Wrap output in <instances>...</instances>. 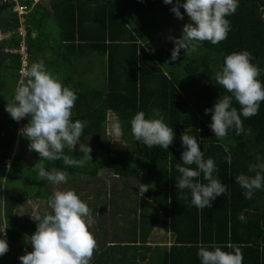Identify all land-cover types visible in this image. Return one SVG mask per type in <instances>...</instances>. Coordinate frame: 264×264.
Returning a JSON list of instances; mask_svg holds the SVG:
<instances>
[{
  "label": "trees",
  "instance_id": "trees-1",
  "mask_svg": "<svg viewBox=\"0 0 264 264\" xmlns=\"http://www.w3.org/2000/svg\"><path fill=\"white\" fill-rule=\"evenodd\" d=\"M146 1L149 7L147 11L152 17L148 19L145 40L142 41L152 44L151 38L177 19L171 11L175 0L173 4H165L163 0ZM19 2L29 8L22 24L30 65L34 60L32 48L42 52L41 36H49V33L40 31L43 22L38 21L39 17L53 16L58 25L56 42L50 45L54 51L58 50L57 62L52 63L53 74L78 96L72 120L88 121L80 143L84 148H91L92 161L89 160L83 167H73L66 165L62 159L41 161L35 151H30L35 155L33 164L22 161L29 151V141L20 134L26 124L23 120L14 121L5 110L7 104L14 102L15 93L9 99L4 95L7 84H16L17 87L22 80L18 71L20 57L10 51L20 42L21 35L17 30L20 21L9 5L0 7V33L3 34L0 38V166L5 167L6 160L10 159L9 167H5L6 177H22L26 173L28 181L37 180L34 174L28 172L37 162L43 163L48 171L56 169L68 174L67 183L54 185L42 180L36 184V192L30 191L26 195L16 191L11 195L6 185L0 195L3 217L12 215L17 204L32 197L43 198L45 213L51 212L48 200L53 193L70 189L88 204L94 220L90 231L98 244L100 239L103 244L110 242L106 235L107 225L110 224L108 221H114L118 230L110 236L116 243L110 242L107 246L119 245L121 249L128 247L126 244L136 246L140 237L145 240V248L151 249L146 242L156 225L174 234L169 250H155L148 256L145 252L138 260L150 262L156 259L159 264H201L199 247L208 246L209 250H214L211 245H216L228 252L239 248L243 253V264H264V190L255 191L252 198L247 199L243 195L245 190L235 180L239 174L254 176L255 171H250V168L264 162V102H261L257 115L241 117L245 129L241 135H236L235 130L230 129L227 138L219 141L205 122L212 115L205 114V109L213 108L217 100L226 94L216 85L214 75L222 68L227 55L249 51L254 57L252 62L264 69V20L263 12L259 11L264 8V0H239L237 11L227 17L231 30L226 40L219 45L204 42L191 54H185L181 49L175 61L171 59L175 47L173 41L181 38L182 31L151 50L136 36L143 29L138 30L135 26L132 29L133 22L130 25L127 22L132 15L115 1ZM183 2L186 0H181ZM155 9L159 12L153 13ZM180 12L183 16L186 14L182 7ZM153 22L158 23L157 28H150ZM34 32L36 34L33 36ZM50 62V59L45 60V67ZM89 64L102 68L104 78L99 87L83 77L90 68ZM67 69L70 71L67 72L68 77L62 76ZM259 79L264 83V71ZM196 82H199V91L195 101L188 88H192ZM233 106L239 111L235 101ZM139 111L145 112L149 119L162 116L164 122L173 128L175 139L167 151L159 147L148 149L134 139L130 121ZM4 114L7 117L1 119ZM110 115L122 125L124 149L111 147V136L108 134ZM29 119L25 117L24 121L28 122ZM185 127L190 128L191 134L197 137L205 159L210 157L215 161L218 171L213 175L227 185L226 193L216 197L212 206L203 210L192 205L190 190H180L176 186L180 174L175 166L178 163L186 166L181 161L185 150L181 134ZM15 145L19 147L13 152ZM225 146L228 152H225ZM64 151L65 155L75 158L83 156L77 146L72 153L68 149ZM229 154L232 158L230 165L225 159ZM199 180L207 183L203 174ZM140 181L148 188L142 195L139 190L142 185H137ZM6 209L11 212L6 213ZM14 217L11 225L7 226L6 237L2 238L12 237L23 242L15 227L23 230L25 221ZM102 246L98 245L90 264L107 263L105 252L110 247Z\"/></svg>",
  "mask_w": 264,
  "mask_h": 264
},
{
  "label": "clouds",
  "instance_id": "clouds-1",
  "mask_svg": "<svg viewBox=\"0 0 264 264\" xmlns=\"http://www.w3.org/2000/svg\"><path fill=\"white\" fill-rule=\"evenodd\" d=\"M163 2L173 4V0ZM181 7L190 22L183 26L181 38L173 41V61L178 59L181 49H184L185 54H191L204 42L219 45L226 40L231 30L227 17L237 11L239 0H186L183 3L175 0L171 11L182 20ZM259 11L264 12V8ZM25 14L21 20L16 14L20 21L18 33L19 28L25 31L22 24ZM253 59L249 51L233 52L225 57L222 68L214 75L216 85L226 94L217 100L213 108L205 109V114L212 113L209 128L219 141L227 138L230 129H234L236 135L244 133L241 117L257 115L261 102H264V83L259 79L264 69L254 64ZM24 76L27 80L20 81L15 89L14 102L7 104L5 110L17 122L25 117L30 118L20 130L21 135L29 141V151L38 153L41 161L62 159L66 165L73 167H83L89 160L92 161L91 148H84L80 143L88 121L72 120L73 108L78 99L76 92L65 86L58 76L47 71L43 60L27 68ZM234 101L239 105V111L233 106ZM156 115L160 116L159 112ZM130 125L134 139L148 149L159 147L167 151L174 142L173 128L164 122L162 116L149 119L145 112L139 111L132 117ZM108 134L113 137L112 141L120 142L122 125L119 122L112 123ZM181 141L185 148L181 161L186 166L176 164L180 174L176 186L180 190H190L191 203L196 208L203 210L211 207L216 197L226 193L227 185L213 175L218 171L216 163L210 157L205 159V153L190 129L181 134ZM77 145L83 153L81 158L65 155V149L72 153ZM224 150L229 151L226 146ZM225 159L229 165L232 163L230 154ZM7 160L6 168L10 163ZM32 170L37 173L38 181L44 180L54 185L67 183L66 172L56 169L48 171L43 163H36ZM253 170L254 176L239 174L235 177L236 183L245 190L243 195L247 199H251L255 191L264 190V162L254 164L250 168V171ZM201 174L207 183L200 182ZM139 190L142 195L148 188L142 185ZM48 204L51 212H46L42 217L32 215V219L37 222L36 231L29 238L32 251L19 257L21 264H90L98 243L90 231L94 220L88 204L70 189L55 191ZM7 224L8 221L5 227H0V257L9 251L6 238H1L6 237ZM211 248L214 250H209L208 246L199 247L201 264H243V253L239 248H234L232 252L216 245H211Z\"/></svg>",
  "mask_w": 264,
  "mask_h": 264
},
{
  "label": "rangeland",
  "instance_id": "rangeland-1",
  "mask_svg": "<svg viewBox=\"0 0 264 264\" xmlns=\"http://www.w3.org/2000/svg\"><path fill=\"white\" fill-rule=\"evenodd\" d=\"M115 1L121 5H123L124 7H126L127 11L129 14H131V18L127 19V22L130 25V22H133V25H131L132 29L133 26H135L136 28L138 27V30L143 29L142 31H140V33H136L137 38L139 39V41L146 47L150 48L151 50H155L157 46L164 44L165 42L171 40L173 37H175L177 34H179L182 29L183 26L186 23H189V17L187 16V14L184 15V18L181 20L179 18H177L175 21H173L169 26H167L166 28H164L161 32H159L157 35H155L152 39V44H145L142 40H145V27L148 26L149 21L148 19H150L152 17V14L150 12H148L147 10L149 9V7L147 8V5L145 4V2L147 3L146 0H112ZM42 4H45V2H43ZM155 11L159 12L158 9H155L153 11V13H155ZM129 20V21H128ZM39 22H43V26L45 28V30L50 31L49 32V38H50V43L47 41H45V50L46 53L43 55L41 52L35 50L34 48H32L31 51V55L32 57H34V60L32 62H38L40 60H48L50 59L51 62L46 66V70L53 73V67H52V63H56L57 62V55H56V51L50 52V49L48 46H50L51 44H53L54 42H56L57 39V34H58V25L56 24L55 19L53 18V16H45V17H39ZM152 29H154L155 27L157 28L158 23L157 22H153L150 24ZM137 30V31H138ZM141 35V36H140ZM0 36L2 37L3 34L0 33ZM171 38V39H170ZM49 56V57H48ZM31 66V65H30ZM29 66V67H30ZM90 68L88 69V71L84 72L85 74L83 75V77L90 79L91 83L94 84L95 86L99 87L101 86V83L103 82V78H104V74L102 71L101 67L96 66L95 68L93 66H91L89 64ZM67 72H70L68 69L66 72H64L62 74V76L64 75V77H68L67 76ZM72 76L75 75V72H71ZM21 79H25L24 73H22L20 75ZM186 80H189L187 78H185ZM185 80V82H187ZM8 83V82H7ZM196 82L188 88L189 90H191V96L192 99L196 101L197 99V95H198V91H199V87L197 86ZM190 84V83H188ZM192 84V83H191ZM197 86V87H196ZM191 88V89H190ZM15 89H16V84H7L5 89H4V95L5 97L8 96V99L10 97V95L12 93H15ZM7 117V114L2 115L1 119H4ZM199 118V117H198ZM24 122V125L28 124V122L24 121V119H22ZM20 120V122L22 121ZM112 122H116L114 118H112V116L110 115V119H109V125H111ZM205 122L207 123L208 127L209 124L212 122L211 118H208L205 120ZM21 127V123L19 125V129ZM18 129V130H19ZM190 128L185 127L184 129H182V133H184L186 130H188ZM210 129V128H209ZM21 134V133H20ZM111 139H113V137H111ZM18 145H15L13 152L15 150L18 149ZM77 147H79V145H77ZM111 147L113 149H124L125 148V141L123 139V137H121L120 142L119 141H112L111 140ZM12 152V153H13ZM10 160H7V163H9ZM22 161H25L27 164L31 165L34 163L35 161V155L33 153H31L30 151L27 150V153L24 154V157L22 158ZM40 163V162H37ZM33 168H30L32 174H34L35 176H37V173L32 171ZM47 170V169H46ZM6 169L5 167L0 166V195L3 192V188L6 187L7 185V192L10 193L11 195L13 193H20L21 195H26L28 194L30 191L32 192H36L38 190V188L36 187V184L38 182H43L41 181H28L27 177L28 175L26 173H23L22 177H6ZM6 177V178H5ZM144 177V174H143ZM147 177H145L146 180ZM5 179H6V183H5ZM139 187H141V181L138 182L137 184ZM1 198V196H0ZM89 200V199H87ZM8 201V200H6ZM1 202V200H0ZM2 203V202H1ZM21 204H19L18 206L14 207L12 210V215H8V216H4L3 217V212H0V226L5 227L6 226V222L8 221L7 226L11 225V219L13 220L14 214L17 217H23V218H28L29 220L25 221L24 224V229L21 230L22 232H26L27 233V237L25 239H23V242L17 241L16 239L12 238V237H8L6 238L7 243L9 245V251L2 257H0V264H21L19 257L22 255H25L26 252H30L32 251V247L30 244V240L29 238L31 237V235L36 231V226H37V222L35 221V223H33L32 221H34L32 219V215H40L41 217L45 214V204L44 201L42 199H37V198H30L28 199L20 208ZM17 208V209H15ZM0 209H2V206L0 204ZM153 213H155V210L151 209ZM6 213L11 212L10 209H6L5 211ZM19 215V216H18ZM119 219H121V217H119ZM116 221V218H115ZM121 221L123 222V219H121ZM158 221V220H157ZM110 224L107 225V233L106 235L109 236L110 239V244H115L116 242H113L111 240V237L113 232L115 230H118L117 225L115 224L114 221H108ZM16 230L20 229L16 226L15 227ZM124 229V226H123ZM6 232V231H5ZM152 234L151 236H153V239L150 240V242L155 244L162 239L160 237V234L162 233V229L159 228L158 225L154 226L151 230ZM3 234V233H2ZM5 237V236H3ZM2 238V237H1ZM137 238H139V235H137ZM145 239V238H144ZM145 240H143L141 237L138 240V242L136 243V246L131 245V244H126L125 248H120L119 245H112V246H107V244H103L101 243V239L99 241L98 245H101V247H103L102 245H106V247H110L108 249V252H105L106 257L108 258V261L106 264H134L132 261L135 262H139V264H159L158 261L156 259H153L152 261H143V260H138L139 256H142L143 253H147V256L151 253V249H146L145 248ZM164 241V240H162ZM18 243L19 248L15 247V244ZM149 243V241H148ZM152 247V245H151ZM156 250H162V248H160L159 246H157ZM99 255V253H97V256ZM95 254L92 257V260H94Z\"/></svg>",
  "mask_w": 264,
  "mask_h": 264
},
{
  "label": "built area",
  "instance_id": "built-area-1",
  "mask_svg": "<svg viewBox=\"0 0 264 264\" xmlns=\"http://www.w3.org/2000/svg\"><path fill=\"white\" fill-rule=\"evenodd\" d=\"M42 0H33V2H39ZM9 5L11 7V11L16 13L19 17L20 20L22 19L21 16L25 14L28 11V8L26 5L19 3L18 0H0V7ZM19 33L21 34L22 38L20 39V42L18 46L15 49H12L10 51L17 53L20 57V68H19V74L21 75L22 73L25 72L27 68H29V50L27 43L25 42V31L23 28H19ZM21 78V77H20Z\"/></svg>",
  "mask_w": 264,
  "mask_h": 264
},
{
  "label": "crops",
  "instance_id": "crops-1",
  "mask_svg": "<svg viewBox=\"0 0 264 264\" xmlns=\"http://www.w3.org/2000/svg\"><path fill=\"white\" fill-rule=\"evenodd\" d=\"M43 2H47L46 0H42V1H40V2H38V3H43ZM94 2V1H93ZM95 3V2H94ZM40 31L42 32V31H44V32H47V33H49L50 31H47V30H45V28H44V26H42V29H40ZM36 33L34 32L32 35L34 36ZM41 41H43V51L41 52L43 55L46 53V50H45V41H47V44H48V42L50 43V38L49 37H47V38H44V35H42L41 36ZM49 47V49H50V52H53L54 50H53V48L52 47H50V46H48ZM49 57V56H48ZM86 78V77H85ZM86 79H88V78H86ZM88 80H90V79H88ZM91 82V81H90ZM32 198H36V197H32ZM28 199H30V198H28ZM27 199V200H28ZM37 199H42L43 201H44V204H45V200L43 199V198H37ZM27 200H25V201H23V202H20L19 204H21L20 206H19V208L27 201ZM19 204H17L16 206H18ZM15 206V207H16ZM15 209H17V208H15ZM15 215V214H14ZM16 216V215H15ZM19 216V215H18ZM17 217V216H16ZM20 220H23V221H26V220H29L28 218H23V217H18ZM33 222H35V221H33ZM1 227V226H0ZM3 227V226H2ZM160 228V227H159ZM160 229H162V228H160ZM5 231H6V229H5ZM162 233L163 234H160V237L162 238V239H160L156 244H155V242L154 243H152V242H150V240H152L153 239V236H151V234H152V232L149 234V236H148V239H147V242H146V244L147 245H150V248H151V252H154L155 250H156V248H157V246H159L160 248H162V250H160V251H163L164 249H168L169 250V247L172 245V243H173V240H174V234L172 233V232H170V231H164L163 229H162ZM19 234H20V236L23 238V239H25L26 237H27V233L26 232H22L21 230L19 231ZM162 240H164V241H162ZM148 241H149V243H148ZM110 242H108V243H105V244H109ZM151 245H152V247H151ZM15 247L16 248H19V245H18V243H16L15 244ZM157 251V250H156ZM160 255V254H159Z\"/></svg>",
  "mask_w": 264,
  "mask_h": 264
},
{
  "label": "water",
  "instance_id": "water-1",
  "mask_svg": "<svg viewBox=\"0 0 264 264\" xmlns=\"http://www.w3.org/2000/svg\"><path fill=\"white\" fill-rule=\"evenodd\" d=\"M262 17H264V12H263V14H262ZM264 20V19H263Z\"/></svg>",
  "mask_w": 264,
  "mask_h": 264
}]
</instances>
